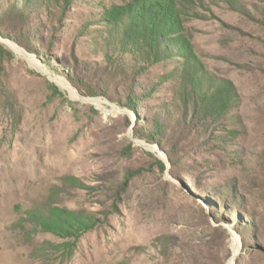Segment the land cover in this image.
Here are the masks:
<instances>
[{
    "label": "rangeland",
    "instance_id": "374dc122",
    "mask_svg": "<svg viewBox=\"0 0 264 264\" xmlns=\"http://www.w3.org/2000/svg\"><path fill=\"white\" fill-rule=\"evenodd\" d=\"M131 1L0 0V264H229L233 248L232 264H264V0H173L196 60L240 97L190 133L169 76L182 58L141 70L107 52L102 14ZM51 205L92 227L26 218Z\"/></svg>",
    "mask_w": 264,
    "mask_h": 264
},
{
    "label": "trees",
    "instance_id": "16d2710c",
    "mask_svg": "<svg viewBox=\"0 0 264 264\" xmlns=\"http://www.w3.org/2000/svg\"><path fill=\"white\" fill-rule=\"evenodd\" d=\"M72 1L47 0L59 4L62 9ZM224 1L234 10L244 9L238 0ZM37 2L44 4L46 0ZM173 4V0H132L129 5L109 7L101 18L108 26L105 29L106 49L107 52L118 51L120 57H129L134 69L139 65L141 70L162 60L182 58L169 74L177 82L173 101L178 105L174 107V116L178 119V127L183 128L180 133L186 129L189 133L190 129L203 132L207 123L220 121L227 114L229 119L231 110L239 106L240 97L230 79L207 73L196 60L189 47L190 39L184 34L181 12ZM127 98V105L132 108L136 96L130 93ZM152 124L147 135L156 140L162 132V124L158 120H153ZM186 124H190L189 129ZM229 132L236 134L234 129ZM65 179L73 185L81 184L72 176ZM26 214L40 230L59 236L78 237L92 227L94 219L91 214L53 205L44 211L29 210Z\"/></svg>",
    "mask_w": 264,
    "mask_h": 264
},
{
    "label": "bare ground",
    "instance_id": "6f19581e",
    "mask_svg": "<svg viewBox=\"0 0 264 264\" xmlns=\"http://www.w3.org/2000/svg\"><path fill=\"white\" fill-rule=\"evenodd\" d=\"M6 43H7L8 47H10L16 54H20V51L18 50V47L14 43L9 42V41H6ZM91 101H93V100H91ZM93 102H95V104H97L96 101H93ZM238 252L239 251H237V248H233L232 255H231L230 259H229V264H232V262L235 261L236 256L238 255Z\"/></svg>",
    "mask_w": 264,
    "mask_h": 264
}]
</instances>
